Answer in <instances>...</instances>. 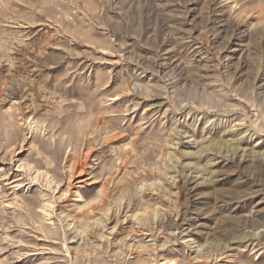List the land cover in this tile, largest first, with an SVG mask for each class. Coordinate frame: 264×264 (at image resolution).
Instances as JSON below:
<instances>
[{"label":"rangeland","instance_id":"374dc122","mask_svg":"<svg viewBox=\"0 0 264 264\" xmlns=\"http://www.w3.org/2000/svg\"><path fill=\"white\" fill-rule=\"evenodd\" d=\"M0 264H264V0H0Z\"/></svg>","mask_w":264,"mask_h":264},{"label":"bare ground","instance_id":"6f19581e","mask_svg":"<svg viewBox=\"0 0 264 264\" xmlns=\"http://www.w3.org/2000/svg\"><path fill=\"white\" fill-rule=\"evenodd\" d=\"M88 151H89V150H88ZM87 153H88V152H87ZM87 153H86V154H87ZM80 171H82V169H80ZM2 216H3V215H2Z\"/></svg>","mask_w":264,"mask_h":264}]
</instances>
